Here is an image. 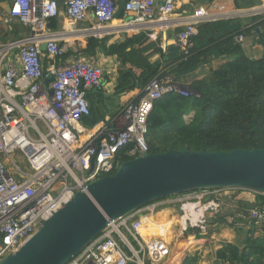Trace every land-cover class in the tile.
<instances>
[{"label":"built area","instance_id":"2783aa9c","mask_svg":"<svg viewBox=\"0 0 264 264\" xmlns=\"http://www.w3.org/2000/svg\"><path fill=\"white\" fill-rule=\"evenodd\" d=\"M118 1L65 0L62 31L49 27L62 14L57 0H14L5 19L8 24L21 22L28 33L0 40V261L33 236L76 192L113 174L119 167L116 156L121 149L133 144L131 154L148 152L147 118L154 100L169 92L193 94L187 85L160 71L141 89L140 98L129 101L111 121L113 125L100 122L90 127L84 123L91 115L88 92L102 85L105 69L84 56L63 60L67 47L60 40L91 14L96 24L86 28L87 32L101 37L99 33L114 18ZM177 2L127 0L124 23L167 19ZM223 15L264 16V4L239 9L236 14L212 5L196 8L175 39L180 55L188 53L201 23ZM236 40L244 46L245 34H238ZM42 44H46L45 51ZM49 74L55 79L46 87L44 79ZM238 190L246 189L207 188L179 195V232L191 229L204 235L215 224L214 218L236 204ZM155 209L149 203L113 221L67 264L167 262L172 254L170 243L161 235L149 237L142 231V213ZM249 212L248 217L257 223L264 220V209L252 207ZM239 216L245 215L227 216L228 222L239 225Z\"/></svg>","mask_w":264,"mask_h":264},{"label":"trees","instance_id":"16d2710c","mask_svg":"<svg viewBox=\"0 0 264 264\" xmlns=\"http://www.w3.org/2000/svg\"><path fill=\"white\" fill-rule=\"evenodd\" d=\"M234 2L236 8L252 4ZM53 20V24L58 22L57 18ZM262 25L264 27V20ZM248 29L239 18L203 22L191 39L188 53H182L173 65L161 70V75H172L174 82L187 85L193 94L184 96L169 92L154 100L147 118L149 153L160 154L169 149L231 151L264 148V55L249 57L244 46L236 40L238 34H246ZM258 42L264 45V31L258 34ZM98 47H103L119 61L114 89L118 96L138 85L139 89L143 88L158 74L159 62L152 57L160 54L162 49L144 33L109 46L105 38L91 36L85 52L95 55ZM213 59L226 60L200 77L197 72L200 73ZM48 62L45 60V64ZM139 98L140 95L134 100ZM133 146L130 144L118 152V165L139 155L131 154ZM249 191L255 195L253 202L245 203V206L237 199L243 204L239 209L245 215L236 217L239 225L229 223L227 215H219L213 220L219 227H233L237 234L234 242H224L216 252L223 263L264 264V220L257 223L256 219L248 217L252 207L264 209V193ZM181 264H197V258L188 254Z\"/></svg>","mask_w":264,"mask_h":264},{"label":"water","instance_id":"95a60500","mask_svg":"<svg viewBox=\"0 0 264 264\" xmlns=\"http://www.w3.org/2000/svg\"><path fill=\"white\" fill-rule=\"evenodd\" d=\"M57 1L63 5L65 0ZM126 1H120L114 17L122 15ZM41 49L45 51L46 44ZM179 57V49L172 45L164 60L168 66ZM54 79L49 74L44 85L48 87ZM207 188H241L264 193V148L169 149L160 154H140L121 163L113 174L101 176L87 184L85 190L76 192L0 264H67L118 218L151 202Z\"/></svg>","mask_w":264,"mask_h":264},{"label":"crops","instance_id":"0c3cea01","mask_svg":"<svg viewBox=\"0 0 264 264\" xmlns=\"http://www.w3.org/2000/svg\"><path fill=\"white\" fill-rule=\"evenodd\" d=\"M121 0L118 1V5ZM14 0H0V40L7 41L15 39L22 34L28 33L27 29L21 22L15 24H8L5 22L11 6ZM234 0H178L176 9L174 13L168 16L167 19H156L152 22L147 23H133L125 24V12L123 11L122 15L119 18L114 17L112 21L109 22V25L106 29L99 33L101 37L105 38L107 45H113L116 43L123 42L126 38H130L134 35L144 33L150 39L157 43L162 51L160 54H155L152 57V60H157L159 62L160 69L158 73L166 66L169 67L173 65L177 60L172 64H166L164 57L168 54V48L172 45H175V39L178 33L184 29L185 24L190 20L191 13L199 7L208 8L211 5L217 10L218 7H223V10L230 12L231 14H236V11L239 9H246L250 7L262 6L264 0H239V3L242 5H248L247 3H252L249 7H238L236 8ZM61 6L62 14L58 19V22L55 21V24L50 21L49 27L53 30L62 31V26L65 23V5ZM118 9V7H117ZM117 11V10H116ZM227 15V14H226ZM223 15V19H233L239 18L243 23L248 25V30L245 32V44L244 50L245 53L252 58H260L264 55V45L258 42V34L264 31L262 25L263 15L256 17H246L242 18L238 15ZM52 24V25H51ZM96 24L95 17L91 14L89 18L85 21L78 23L69 30H67L60 40L61 45L67 47V58L65 60H71L75 56L85 55V57L90 58L94 63L101 64L105 69L102 85L97 88V90L92 89L88 92V99L91 103V115L88 118H84V123L90 127L96 126L100 122L112 121L115 118H118L122 113V110L129 101L134 100L139 95H141V89L138 85L135 89L128 93H123L121 95L115 94V86L119 76L120 64L115 55L107 54L103 47H98L95 55H88L85 52L87 47L88 39L91 35L87 32L86 28H89ZM98 37V36H97ZM180 51V50H179ZM226 59H213L211 60L203 69L197 74L201 77L203 73H207L209 69L215 68L218 65L225 62ZM173 77L172 75H169ZM182 196V195H180ZM179 196L166 198L161 200L159 205L154 211H144L143 214V227L142 231L146 236L157 237L162 236L167 240L171 247V238L173 239L174 235L178 232L177 221L175 222V228L171 224L172 218H177L178 215L170 217L167 215L169 210L177 211L179 209L180 203L177 202ZM238 198V201L245 203H251L255 200V195L246 191L244 194H241ZM240 204L239 202H237ZM158 205V206H159ZM179 211V210H178ZM157 222V223H156ZM213 225V224H212ZM211 235L206 238H196L194 235L189 236L188 244L192 245L195 243L197 246L194 247L193 252L196 254L197 264H227L223 263L217 258L216 252L220 249L224 242H234L237 238L236 230L231 226H213ZM177 231V232H176ZM229 232L228 236H224L223 232ZM181 234L179 233V236ZM182 236V235H181ZM226 237V238H221ZM218 239L217 242H214V238ZM183 258H180L178 264H181ZM171 261V262H170ZM170 262V263H169ZM165 264H174L173 259H169Z\"/></svg>","mask_w":264,"mask_h":264},{"label":"rangeland","instance_id":"374dc122","mask_svg":"<svg viewBox=\"0 0 264 264\" xmlns=\"http://www.w3.org/2000/svg\"><path fill=\"white\" fill-rule=\"evenodd\" d=\"M191 191H194V190H191ZM242 191V192H241ZM248 192V190H238L237 191V197L238 198H240L239 196L241 195V194H244V192ZM189 192V191H188ZM187 193V192H186ZM178 196V195H177ZM172 197H175V196H172ZM169 198H171V197H169ZM161 202V200H159V201H155V202H152L151 204H154V206H156V207H160L161 205H159V203ZM234 203V202H233ZM159 205V206H158ZM243 204L242 203H240V204H238L237 202H236V204L232 207V208H230V209H228L227 211H225V212H223V214L222 215H227V216H230V215H232V213L233 212H236V213H238V214H240V213H243V211H241V209H239L240 207H243L242 206ZM246 206V205H245ZM179 209L177 208V211L176 210H174V212L172 213V210H169V212L167 213V215H169L170 217H172V216H174L175 214H179L180 213V210L178 211ZM226 216V217H227ZM177 221V218L175 219V218H172L171 219V224L172 223H174L173 224V227L175 228V222ZM213 226H216V224H213V225H211L210 224V226L208 227V229H207V231H206V233L203 235V234H200V231H196L195 233L193 232V230H189V231H187L186 233H184V234H181V232H179L181 235L179 236V233L177 232L175 235H174V237H173V239L171 238V243H172V254H171V256H170V260L171 259H173V261H174V263L176 264L177 263V261L178 260H180V258H183L184 259V257L186 256V255H188V254H191V255H194V254H196L195 252H193V250H194V247H196L197 245L195 244V243H192V245H190V247H188L189 246V242H188V240H189V236L190 235H194L196 238H201V237H203V238H206L207 236H209V235H211L210 233H212L211 231H212V229L211 228H213ZM228 234H229V232H227V231H224L223 232V235L224 236H228ZM221 238H226V237H222V236H220ZM214 242H217L218 241V239H216V237L214 238V240H213ZM182 259V260H183ZM171 262V261H170ZM169 262V263H170ZM165 262H162V264H164Z\"/></svg>","mask_w":264,"mask_h":264},{"label":"bare ground","instance_id":"6f19581e","mask_svg":"<svg viewBox=\"0 0 264 264\" xmlns=\"http://www.w3.org/2000/svg\"><path fill=\"white\" fill-rule=\"evenodd\" d=\"M178 262H179V260L177 261V263L176 264H178ZM175 264V263H174Z\"/></svg>","mask_w":264,"mask_h":264}]
</instances>
